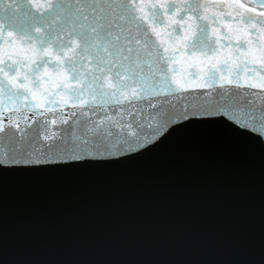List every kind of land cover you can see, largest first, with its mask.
Segmentation results:
<instances>
[{"label":"water","instance_id":"obj_1","mask_svg":"<svg viewBox=\"0 0 264 264\" xmlns=\"http://www.w3.org/2000/svg\"><path fill=\"white\" fill-rule=\"evenodd\" d=\"M226 87L254 104L229 103L218 86L159 111L125 104L114 114L90 102L92 121H103L96 131L79 105L29 111L5 98L0 264H264V134L253 130L264 92ZM45 119L56 132L47 142Z\"/></svg>","mask_w":264,"mask_h":264},{"label":"snow or ice","instance_id":"obj_2","mask_svg":"<svg viewBox=\"0 0 264 264\" xmlns=\"http://www.w3.org/2000/svg\"><path fill=\"white\" fill-rule=\"evenodd\" d=\"M257 8L264 9V0L251 6L240 0L219 5L206 0H0L6 16L0 21V104L6 98L29 111L43 107L48 112L70 102L92 121L90 102L111 105L114 114L125 104L147 103L159 111L175 107L190 89L217 86L229 103L254 104L251 93L232 94L226 86L264 92V10ZM103 118L111 117L105 112ZM258 119L253 130L264 134V108ZM92 123L90 130L96 131L103 121ZM48 124L40 122L45 142L56 137ZM127 127L128 136H137L131 123Z\"/></svg>","mask_w":264,"mask_h":264},{"label":"flooded vegetation","instance_id":"obj_3","mask_svg":"<svg viewBox=\"0 0 264 264\" xmlns=\"http://www.w3.org/2000/svg\"><path fill=\"white\" fill-rule=\"evenodd\" d=\"M242 3H244L247 6H251V4L254 2V0H240ZM257 11H262L264 9L257 8Z\"/></svg>","mask_w":264,"mask_h":264}]
</instances>
